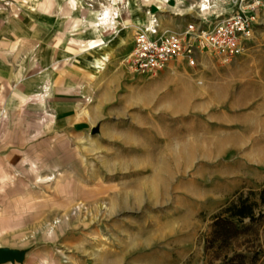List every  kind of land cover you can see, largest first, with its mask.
<instances>
[{
  "label": "rangeland",
  "instance_id": "374dc122",
  "mask_svg": "<svg viewBox=\"0 0 264 264\" xmlns=\"http://www.w3.org/2000/svg\"><path fill=\"white\" fill-rule=\"evenodd\" d=\"M9 1L0 0V146L16 158L0 177V217L12 228L0 243L42 244L51 264H264L263 228L224 246L204 243L212 217L238 191L257 193L264 185V87L256 88L263 92L257 102H233L239 82L227 94L218 91L224 65L204 55L186 107L175 95L156 102L150 96L125 118L106 119L94 137L56 133L33 79L40 25L46 11L61 8L56 0ZM157 1L118 4L124 16L149 5L167 14L166 0ZM239 1L211 3H232L237 11ZM258 10L264 8L257 7V20ZM117 18L99 29H120ZM127 24L122 28L131 34ZM198 67L186 66L192 73ZM38 209L46 210L45 224L40 229L37 219L30 230Z\"/></svg>",
  "mask_w": 264,
  "mask_h": 264
},
{
  "label": "crops",
  "instance_id": "0c3cea01",
  "mask_svg": "<svg viewBox=\"0 0 264 264\" xmlns=\"http://www.w3.org/2000/svg\"><path fill=\"white\" fill-rule=\"evenodd\" d=\"M88 1H93V4L86 3L87 0H56L57 8L61 9H56V13L50 16L46 11L45 19L40 25L41 41L38 53L41 57L37 63V75L33 82L40 90L39 108L46 113L47 118H50L53 130L56 133L73 136L94 137L101 132L102 124L106 119L125 118L133 106L136 110H140L145 98L150 96L151 101L156 102L161 96L175 95L180 97L181 102L183 98L186 107V102L191 101L192 76L204 66L201 62L204 55L212 57L210 52L197 53L196 65L200 67L193 73L187 70L184 61L177 60L168 63L158 71L159 73L157 72L158 74H136L122 63L121 58L132 50L136 24L148 20V16L145 15L147 8L159 16L163 29L182 32L186 25L200 14L198 9L206 5L205 1L169 0L171 3H167L166 0L162 3L164 10L167 9V14L163 13L158 5L157 9L149 5L144 13L140 12L142 15L135 11L125 16L120 12L122 8L118 4L120 0ZM155 2L159 3L157 0ZM77 5L85 9V12L81 13L77 10ZM234 7V4L229 3L222 5V10L228 13ZM108 9L113 13L109 14ZM211 11L207 9L204 13ZM104 13L112 16L110 17L112 22L114 16H118L116 21L121 24V28L119 29L116 24L115 31L111 32L110 27L100 30L95 20L104 16ZM127 23L133 27L130 30L131 34L122 28L128 27ZM156 75L157 79L151 80L150 84L143 77ZM217 80L221 83L217 87L218 91L221 88L226 94L229 92L231 82H239V93L233 102L258 101V96L263 92L256 88L264 87V12L262 10H258V20L253 26L252 37L245 42L241 54L220 68ZM180 86L183 87V91L178 89ZM166 88L168 90H165ZM112 127L114 126L111 125ZM113 132L110 131V139L117 136ZM41 142L43 139L40 140L39 145H42ZM2 148L5 149L0 146V177L4 174L7 164L14 162L16 158V153L8 151L5 154L1 153ZM26 151L27 148L24 147V156ZM2 180L0 179V184ZM1 193L0 191V196ZM29 215L33 214L30 212ZM34 215L33 219L25 220L24 224L27 221L32 230L31 223L37 222L38 219L41 229L47 218L46 210L38 209ZM9 229L12 228L9 226L8 218L2 215L0 237ZM0 246L25 250L24 261L21 264H51L52 261V256L48 257V254L43 253L42 244L34 248L31 244L20 246L0 243ZM55 263L58 264L57 261Z\"/></svg>",
  "mask_w": 264,
  "mask_h": 264
},
{
  "label": "built area",
  "instance_id": "2783aa9c",
  "mask_svg": "<svg viewBox=\"0 0 264 264\" xmlns=\"http://www.w3.org/2000/svg\"><path fill=\"white\" fill-rule=\"evenodd\" d=\"M204 1L212 11L204 13V7H200V14L182 32L163 29L159 16L147 8L148 20L136 24L132 50L124 58L127 67L136 74L155 75L177 60L193 68L197 53L210 52L222 65L241 54L245 42L252 37L256 9L264 8V0H240L239 9L228 13L215 7L211 0Z\"/></svg>",
  "mask_w": 264,
  "mask_h": 264
},
{
  "label": "trees",
  "instance_id": "16d2710c",
  "mask_svg": "<svg viewBox=\"0 0 264 264\" xmlns=\"http://www.w3.org/2000/svg\"><path fill=\"white\" fill-rule=\"evenodd\" d=\"M212 217L210 230L205 238V249L224 246L248 230L264 229V185L255 193L239 192ZM256 196V198L252 197ZM248 223H245V221Z\"/></svg>",
  "mask_w": 264,
  "mask_h": 264
},
{
  "label": "water",
  "instance_id": "95a60500",
  "mask_svg": "<svg viewBox=\"0 0 264 264\" xmlns=\"http://www.w3.org/2000/svg\"><path fill=\"white\" fill-rule=\"evenodd\" d=\"M25 250L11 248L7 246H0V264L3 263H23Z\"/></svg>",
  "mask_w": 264,
  "mask_h": 264
},
{
  "label": "bare ground",
  "instance_id": "6f19581e",
  "mask_svg": "<svg viewBox=\"0 0 264 264\" xmlns=\"http://www.w3.org/2000/svg\"><path fill=\"white\" fill-rule=\"evenodd\" d=\"M206 9H208V7H205L203 8V11H206ZM113 15V14H112ZM101 17V16H100ZM110 16L109 14L107 13H104V16H102L101 18H96L95 20V23H96V26L99 28L100 27V24H107V23H110L111 20H110ZM110 26H108L109 28ZM111 28V27H110Z\"/></svg>",
  "mask_w": 264,
  "mask_h": 264
}]
</instances>
